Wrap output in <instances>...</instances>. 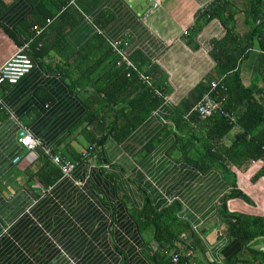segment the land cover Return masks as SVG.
<instances>
[{
	"label": "crops",
	"instance_id": "obj_1",
	"mask_svg": "<svg viewBox=\"0 0 264 264\" xmlns=\"http://www.w3.org/2000/svg\"><path fill=\"white\" fill-rule=\"evenodd\" d=\"M212 1L160 0L153 7V0H83L88 10L64 31L51 28L56 16L46 21L48 45L31 57L33 68L14 84H0V264H151L148 248L156 244L140 232L136 214L147 203L160 209L173 200L191 222L195 256L218 260L227 241L217 232L219 198L235 184L250 200L230 198L229 210L264 213V173L254 179L259 168L249 163L227 174L203 167L196 148L206 129L193 123L179 141L165 129L215 66L213 41L225 27L217 17L196 15ZM33 6V0H0V66L23 42L21 24ZM93 22L108 38H127L129 57L171 98L122 137L109 129L118 107H106L83 71L88 54L105 50L86 48L99 34ZM58 37L65 43L50 47ZM95 98L101 101L91 105ZM20 126L77 160L45 192L33 188L28 171L40 165V149L20 145ZM239 130L234 126L221 144L229 146ZM182 141L191 148L186 155Z\"/></svg>",
	"mask_w": 264,
	"mask_h": 264
},
{
	"label": "trees",
	"instance_id": "obj_2",
	"mask_svg": "<svg viewBox=\"0 0 264 264\" xmlns=\"http://www.w3.org/2000/svg\"><path fill=\"white\" fill-rule=\"evenodd\" d=\"M33 4L31 13L21 24L24 25L26 33L22 43L33 38L27 50L30 57L45 51L48 45L47 35L51 28L64 31L81 17L82 11L88 10L83 0L77 2L76 0L74 2L33 0ZM196 15L219 18L225 27V33L213 41L211 55L215 60L214 68L176 106V112L169 117L171 124L165 125V129L169 127V131L173 130L177 141L192 130L193 123L206 129L202 141L196 148L197 156L202 161L203 167L204 164L215 166L230 174L231 167L244 169L264 152V0H213L202 11L198 10ZM55 16L56 22L52 27L50 29L48 28L50 25L45 27L47 18ZM68 16L74 18L72 24L68 23ZM40 27L43 29L37 33ZM58 38L61 40L50 42V47L55 48L57 44L64 42L63 37ZM39 41L41 46L37 48ZM98 47L105 48L104 52L98 57L88 54L86 57L90 61H88L89 68L83 71L96 92L104 95L106 107H118L109 129L114 130L116 136L122 137L142 122L151 110L158 107L162 98L143 83L133 70L126 68L125 65L116 64L118 58L102 34H96L86 46L89 49ZM245 72L251 74V79L246 78ZM213 79L220 80L213 95L222 99V109L234 114L235 123L220 111L207 119L199 118L196 112L188 113L202 93L210 87ZM100 101L95 98L90 104ZM93 119L90 117L87 120L92 122ZM234 126L240 129L239 132L229 146H223L222 138ZM188 135L192 137L191 132ZM103 139L104 137L97 143H102ZM179 144L183 153L188 154L191 148L183 147L185 145L183 141ZM93 150L90 148L83 151L80 157L85 158ZM51 152L66 156L61 150L53 147ZM37 161L40 163L38 167L33 166L28 169L31 179L35 176L43 185L49 186L62 176L59 166L50 155L40 151V158ZM263 173L264 165L254 175V179ZM234 197L250 200L248 195L242 193L235 184L232 185L230 192L219 198L217 232L220 237L226 236L227 241L218 254V260L209 257L198 259L195 256L194 247L190 243V238L194 235L191 222L185 216L179 200H173L160 209H154L147 203L137 212L136 219L140 232L142 234L148 232L150 239L156 244L151 246L153 248L148 246L149 262L151 264H264V213L230 211L227 202ZM171 253L178 255L177 262L171 260Z\"/></svg>",
	"mask_w": 264,
	"mask_h": 264
},
{
	"label": "built area",
	"instance_id": "obj_3",
	"mask_svg": "<svg viewBox=\"0 0 264 264\" xmlns=\"http://www.w3.org/2000/svg\"><path fill=\"white\" fill-rule=\"evenodd\" d=\"M159 5L160 0H153V7H157ZM202 10L203 8L199 9V11ZM51 19L52 18H47V22L49 23ZM93 25L95 27L96 33L102 34L105 37L112 52L117 56L118 59L116 64L125 65L126 68L133 70L135 73H137L138 77L143 83L147 84V86L152 88L158 97L162 98L163 103H171L170 96L164 92L163 88L155 86L152 79L129 57L128 53L126 52L128 39L125 37L114 39L108 38L104 35L100 25L96 24L95 22H93ZM42 29L43 27L38 28L37 33H40ZM32 40L33 38L19 45L17 50L0 66V84L4 82H8L10 84L16 83L22 76L27 74L33 68V61L27 53ZM39 46H41L40 41L37 43L36 47L38 48ZM129 74L130 72L128 75ZM219 82V79H213L210 82V87L202 93L200 98L194 103L188 113L196 112L199 118L207 119L214 115V113L220 111L222 114L227 116L230 121L235 123L234 114L222 109V99H219L217 96L213 95V92H215L216 88L219 86ZM217 93L218 92H216V94ZM0 107L2 108L1 100ZM18 142L25 149L33 150L35 148H39L43 153L50 155L51 159L59 166L62 176H68L72 173L75 167V162L61 153H52L51 147L44 144L42 139L33 135L25 126H20L19 128ZM251 164L254 168L257 167V169H261L264 165V152L258 159L251 162ZM32 186L42 192H45L48 189V186L43 185L42 182L35 176L32 177ZM178 259V255L176 253H171V260L173 262H177Z\"/></svg>",
	"mask_w": 264,
	"mask_h": 264
},
{
	"label": "rangeland",
	"instance_id": "obj_4",
	"mask_svg": "<svg viewBox=\"0 0 264 264\" xmlns=\"http://www.w3.org/2000/svg\"><path fill=\"white\" fill-rule=\"evenodd\" d=\"M244 74H245L246 78L249 80V78L251 77V74L249 75V72H245ZM250 79H251V78H250ZM250 209H251L253 212H256V208H254V207H250Z\"/></svg>",
	"mask_w": 264,
	"mask_h": 264
}]
</instances>
